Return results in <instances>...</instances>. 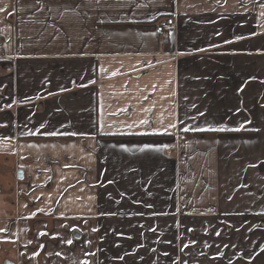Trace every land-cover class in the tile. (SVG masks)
<instances>
[{"label": "crops", "instance_id": "crops-1", "mask_svg": "<svg viewBox=\"0 0 264 264\" xmlns=\"http://www.w3.org/2000/svg\"><path fill=\"white\" fill-rule=\"evenodd\" d=\"M0 194L18 264H264V0H0Z\"/></svg>", "mask_w": 264, "mask_h": 264}, {"label": "flooded vegetation", "instance_id": "flooded-vegetation-1", "mask_svg": "<svg viewBox=\"0 0 264 264\" xmlns=\"http://www.w3.org/2000/svg\"><path fill=\"white\" fill-rule=\"evenodd\" d=\"M18 178L20 179L19 175ZM15 191V193L17 192V196H21V194L17 191V188L15 190H11V193H13ZM81 235L77 232L74 233V238L77 239H81L80 238ZM12 251H20V245L18 243H13L12 244ZM0 264H18L17 260H15L13 257H11V255L9 253L6 252H2L0 251Z\"/></svg>", "mask_w": 264, "mask_h": 264}, {"label": "built area", "instance_id": "built-area-1", "mask_svg": "<svg viewBox=\"0 0 264 264\" xmlns=\"http://www.w3.org/2000/svg\"><path fill=\"white\" fill-rule=\"evenodd\" d=\"M173 26H174V20L172 18H168L166 20L160 21L155 26V30L160 36H162L167 32L168 28H172ZM173 153H174V149L172 148L169 151V155H172Z\"/></svg>", "mask_w": 264, "mask_h": 264}, {"label": "snow or ice", "instance_id": "snow-or-ice-1", "mask_svg": "<svg viewBox=\"0 0 264 264\" xmlns=\"http://www.w3.org/2000/svg\"><path fill=\"white\" fill-rule=\"evenodd\" d=\"M142 123H147V121H143ZM172 127H175V125H172ZM187 130H188L187 128L184 129V131H187ZM217 235H219V233H217ZM185 247H187V245H185Z\"/></svg>", "mask_w": 264, "mask_h": 264}, {"label": "rangeland", "instance_id": "rangeland-1", "mask_svg": "<svg viewBox=\"0 0 264 264\" xmlns=\"http://www.w3.org/2000/svg\"><path fill=\"white\" fill-rule=\"evenodd\" d=\"M3 200V194H0V201Z\"/></svg>", "mask_w": 264, "mask_h": 264}]
</instances>
